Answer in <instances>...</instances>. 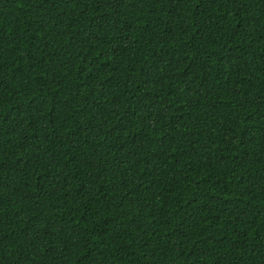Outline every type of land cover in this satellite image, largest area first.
<instances>
[{
	"label": "trees",
	"instance_id": "16d2710c",
	"mask_svg": "<svg viewBox=\"0 0 264 264\" xmlns=\"http://www.w3.org/2000/svg\"><path fill=\"white\" fill-rule=\"evenodd\" d=\"M0 264H264V0H0Z\"/></svg>",
	"mask_w": 264,
	"mask_h": 264
}]
</instances>
